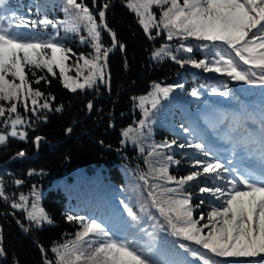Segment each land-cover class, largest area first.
<instances>
[{"label": "snow or ice", "instance_id": "obj_1", "mask_svg": "<svg viewBox=\"0 0 264 264\" xmlns=\"http://www.w3.org/2000/svg\"><path fill=\"white\" fill-rule=\"evenodd\" d=\"M96 3L97 0H92L93 5ZM11 5L12 0H0V122L8 129L0 133V146L6 145L10 137L21 141L27 139V131L22 129L31 125L20 113V107L37 117L42 110H52L50 101L55 98L32 86L41 81L49 83L47 77L38 76L37 71H46L55 77L58 70L63 87L73 93L92 89L99 83L108 84L109 55L117 47L124 49L106 22L107 2L94 14L83 0H63L65 19L61 21L49 19L47 15L28 19L17 11H9ZM127 7L135 13L149 39L155 38L152 29H156V36L166 33L169 41L193 39L202 42L203 48L212 53V59L199 61L178 58L165 44L152 53L153 59L168 57L181 67L188 64L236 83L264 86V0H127ZM49 27L57 30V35L48 34ZM61 28L65 33L79 36L80 42L92 49L88 55L77 56L71 66L67 61L70 55L76 54L58 38ZM102 32L110 35V47L103 44ZM180 48L187 53L193 51L192 46L183 43ZM73 69L75 75H69ZM29 74L35 79L29 80ZM183 87V84L163 86L153 83L147 96L134 97L143 118L135 128L129 127L122 132V142H131L143 155L153 111L176 88ZM227 87L225 84L222 88L212 89L211 94L228 98ZM191 95L200 99L197 91ZM92 107L89 103L88 108ZM55 111H61V108H55ZM247 120L254 121L255 118L249 114L245 122ZM260 123L264 125V113H261ZM145 129L149 130L148 135ZM184 132H190V129L184 128ZM42 139L37 136L33 143L39 146ZM174 143L148 144L144 157L147 171L138 175L143 184L140 193L143 202L131 205L121 201L122 215L127 218L123 220V234L96 218L68 215L67 221L76 222L79 229L74 239L55 244L50 249L56 259L55 262L46 259L45 264H185L184 260L164 258L167 252L157 238L159 232L189 242L180 243L178 247L197 264H256L240 258L264 256V134L258 140L242 141L239 145L259 161V172L242 170L235 165L227 167L206 149L203 142L188 141L179 147L194 148L207 159L196 160L192 167L197 170L177 178L170 174V165L180 162L165 152ZM236 147L234 145V149ZM25 155L24 151L17 153L19 157ZM232 163L228 161V164ZM225 173L229 175L225 176ZM204 176L225 183L214 188H200L201 193H210L220 204L211 207L206 216L201 213L196 219L191 193L187 192L186 186ZM21 183L16 181L17 185ZM32 197L30 203L29 197L21 194L19 202L13 201L11 207L25 212L27 220L37 228L53 224L38 204L39 193L33 190ZM0 199L9 200L2 182ZM146 220L152 221L151 230L144 226ZM21 227L25 232L29 231L27 227ZM190 244L198 248H192ZM40 247L46 255L43 246ZM5 255L0 246V257Z\"/></svg>", "mask_w": 264, "mask_h": 264}, {"label": "trees", "instance_id": "obj_2", "mask_svg": "<svg viewBox=\"0 0 264 264\" xmlns=\"http://www.w3.org/2000/svg\"><path fill=\"white\" fill-rule=\"evenodd\" d=\"M83 2L94 14L103 3L109 4L106 22L124 49L117 47L109 55L106 69L108 84L99 83L92 89L73 93L63 87L58 70L55 77L46 71H37V75L46 76L49 83L41 81L39 85L33 84V88H39L55 99L50 101L52 110L40 111L39 117L31 112L25 113L20 107V113L31 125H26L24 129L28 134L27 139L21 141L10 137L6 145L0 146V182L9 197L7 202L0 199V246L6 253L0 257V264H45L46 259L55 262V255L50 249L55 244L74 239L79 229L76 222L67 221L68 215L96 218L100 213L99 221L103 222V215L106 214L102 210L112 214V220L113 215L123 213L121 201L131 205H136L137 201L143 202L140 196L143 184L138 175L147 171L144 157L148 144H171L175 141L172 148L165 152L180 162L170 165V174L179 178L197 170L192 167L196 160L206 158L194 148H180V144L203 142L206 149L218 158L217 146L222 152L233 151L235 154L239 148L247 156L240 143L258 140L264 134L259 128L253 131L244 125L249 114L254 116L253 109H261L264 113V86L236 83L225 76L188 64L181 67L168 57L155 61L152 53L165 44L178 58L199 61L212 59V53L203 48L202 42L193 39L180 41L174 38L169 41L166 33L156 36V29H152L155 38L149 39L135 13L127 7V0H97L96 5L92 4V0ZM13 10L28 19L45 15L57 21L65 19L63 0H12L9 11ZM47 32L57 35V30L51 27ZM58 38L76 54L70 55V65L80 54L92 52L88 44L80 42L79 36L65 33L62 28ZM102 42L105 46H111V37L107 32H102ZM181 43L192 46V53L184 52L180 48ZM68 74L74 76L75 70ZM34 79L29 74V80ZM153 83L163 86L183 84L184 87L176 88L153 111L150 135L148 129L144 130L148 135L146 151L141 155L131 142H122V132L129 127L135 128L143 118L133 98L147 96L152 91ZM225 84L228 85V98L211 94L212 89L222 88ZM193 91L199 93L200 99L191 95ZM89 103L93 105L91 109L88 108ZM55 108H61V111H55ZM200 118L205 124L199 122ZM247 121L252 126L255 124V120ZM184 128L190 129V132H184ZM7 131L0 122V133ZM37 136L43 138L39 146L33 143ZM234 145H237L235 149ZM20 151L26 155L17 156ZM120 153L125 156L120 157ZM17 180L22 183L17 185ZM220 185L204 176L186 186L187 192L191 193L194 218L198 219L201 213L206 216L211 207L216 206L211 202L214 199L207 197L209 193H201L200 188ZM33 190L40 194L41 207L54 221L53 224L37 228L27 220L25 212L11 207L13 201L19 202L21 194L28 196L31 203ZM122 218L127 219L126 215H122ZM151 224L152 221L146 220L144 226L151 230ZM21 225L29 231L25 232ZM157 238L167 252L164 258L197 264L178 247L180 243L189 242L167 232H159ZM40 246H43L46 255L41 252ZM189 246L198 248L196 245ZM240 259L264 264L263 258Z\"/></svg>", "mask_w": 264, "mask_h": 264}, {"label": "rangeland", "instance_id": "obj_3", "mask_svg": "<svg viewBox=\"0 0 264 264\" xmlns=\"http://www.w3.org/2000/svg\"><path fill=\"white\" fill-rule=\"evenodd\" d=\"M109 8V7H108ZM107 11V10H106ZM85 34V33H84ZM71 60H73V59H71ZM75 60V59H74ZM153 60H155L156 61V59H153ZM67 63H68V65H70V63H71V61H67ZM71 66V65H70ZM254 104V103H253ZM255 105V104H254ZM253 113H254V118H256L255 119V124L253 123V126H252V124L249 122V121H247V122H245L244 121V125L246 126V127H248V128H250V129H253V131H254V129L255 128H259V130L262 132V133H264V125H262L261 123H260V117H261V113H263V111L261 110V109H253ZM202 122L203 124H205V122L204 121H202V119L200 118V120H199V122ZM211 124H209V126H210ZM257 126V127H256ZM25 129V127L22 129V130H24ZM256 130V129H255ZM263 130V131H262ZM123 140H124V137H123ZM222 143H223V146H224V144H225V140L223 139L222 140ZM219 146H217V148H216V152H217V155L219 156V159L221 160V154L223 153V154H225V153H232V154H234L233 153V151H229V152H222L219 148H218ZM239 150H242V149H239V148H237V152L239 151ZM120 155V157H122V156H125V155H123V154H119ZM230 155V154H229ZM237 155H238V153L237 154H234L231 158H234L235 157V160L237 161V159H239V157H237ZM245 157V156H244ZM247 158V157H246ZM245 158V159H246ZM205 160L207 159V158H204ZM14 160V159H13ZM221 162H224V161H222L221 160ZM224 164H225V166H227V164L224 162ZM225 176H228L229 174L228 173H225L224 174ZM215 182V184H217V185H219V184H221L220 186H223L224 185V181L223 180H215L214 181ZM207 197L211 200V199H214V201H211V202H214V203H216V206H218L219 204H220V201L219 200H217L214 196H212L210 193L207 195ZM34 198L32 197V200H33ZM38 204H39V206L41 207V204H40V194H39V201H38ZM103 212H104V214H106V215H103V223H105V222H108V226L109 227H117L122 233H123V229H124V227H123V225H122V221H123V218H122V213L121 212H119V213H117V215H113V217H114V219H112L111 220V218H112V214H110V213H107V212H105L104 210H102ZM100 214V213H99ZM98 214V215H99ZM98 215H96L95 217L98 219V220H100V218L98 217ZM108 219V220H107ZM116 219L117 220H119L120 221V223L118 224V222L116 221ZM115 220V221H114ZM105 221V222H104ZM116 232V231H115ZM257 258H263L264 259V256H261V257H254V258H252V259H257Z\"/></svg>", "mask_w": 264, "mask_h": 264}, {"label": "bare ground", "instance_id": "obj_4", "mask_svg": "<svg viewBox=\"0 0 264 264\" xmlns=\"http://www.w3.org/2000/svg\"><path fill=\"white\" fill-rule=\"evenodd\" d=\"M26 215V214H25ZM113 231L122 233L117 227H111ZM123 234V233H122Z\"/></svg>", "mask_w": 264, "mask_h": 264}, {"label": "water", "instance_id": "obj_5", "mask_svg": "<svg viewBox=\"0 0 264 264\" xmlns=\"http://www.w3.org/2000/svg\"><path fill=\"white\" fill-rule=\"evenodd\" d=\"M114 50H115V49H114ZM114 50H113V51H114ZM113 51H112V52H113ZM112 52H111V53H112ZM35 155H36V154H35ZM35 155H33V156H35ZM13 159H14V158H13Z\"/></svg>", "mask_w": 264, "mask_h": 264}]
</instances>
